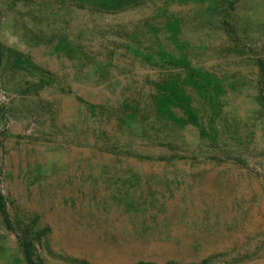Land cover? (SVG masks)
I'll use <instances>...</instances> for the list:
<instances>
[{
	"label": "rangeland",
	"instance_id": "374dc122",
	"mask_svg": "<svg viewBox=\"0 0 264 264\" xmlns=\"http://www.w3.org/2000/svg\"><path fill=\"white\" fill-rule=\"evenodd\" d=\"M93 1L0 0L8 212L44 264H264V0L230 36L213 0ZM165 78L196 124L123 118ZM0 264H26L1 213Z\"/></svg>",
	"mask_w": 264,
	"mask_h": 264
},
{
	"label": "trees",
	"instance_id": "16d2710c",
	"mask_svg": "<svg viewBox=\"0 0 264 264\" xmlns=\"http://www.w3.org/2000/svg\"><path fill=\"white\" fill-rule=\"evenodd\" d=\"M233 2H236V0H213L214 6L217 8L220 24L228 36L233 31L231 17ZM93 3L102 4L105 10L108 11L109 9L120 10L135 5L137 0H96ZM258 66V98L264 108V65L261 59L258 60ZM101 73L102 71H100V75ZM98 80L102 82L105 79L101 75ZM173 84L171 80L165 78L154 82L153 91L149 89V92L144 97L142 96L143 93H138L136 97L124 99L121 115H123V118L147 122V124L151 125L150 127H153L156 123L162 129L170 123L179 126L184 123L196 124L197 115L191 103L190 95L185 92L182 84L177 87ZM0 213L5 226L15 233L26 264H44L34 248V242L37 240L39 233L33 231L31 225H22L18 219L10 215L2 194H0Z\"/></svg>",
	"mask_w": 264,
	"mask_h": 264
}]
</instances>
